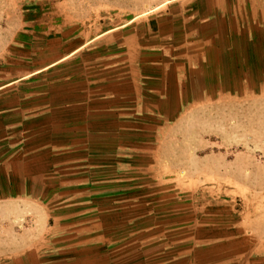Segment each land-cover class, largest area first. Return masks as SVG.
Here are the masks:
<instances>
[{
  "label": "rangeland",
  "instance_id": "374dc122",
  "mask_svg": "<svg viewBox=\"0 0 264 264\" xmlns=\"http://www.w3.org/2000/svg\"><path fill=\"white\" fill-rule=\"evenodd\" d=\"M155 4L0 0V79L25 77L8 88L7 104L20 105L27 93L37 104L43 92L47 106L64 102L55 92L69 91L70 74L84 71L87 58V47L72 61L70 51L119 24L143 22ZM59 52L67 59L45 69ZM46 127L30 132L24 150L16 127L13 146H0V264H264V88L190 115L172 161L149 164L124 184L112 167L108 183L98 172L57 178V150L43 146L59 142L60 130ZM29 173L41 194L27 199L20 192ZM127 182L140 187L123 193Z\"/></svg>",
  "mask_w": 264,
  "mask_h": 264
},
{
  "label": "crops",
  "instance_id": "0c3cea01",
  "mask_svg": "<svg viewBox=\"0 0 264 264\" xmlns=\"http://www.w3.org/2000/svg\"><path fill=\"white\" fill-rule=\"evenodd\" d=\"M134 20L70 51L72 61L87 47V58L84 71L70 74L69 91L55 92L64 102L47 106L43 92L31 105L27 93L14 107L7 104L14 98L8 88L25 77L0 79V132L5 131L0 146H13L15 127L24 150L31 131L40 135L47 125H57L60 141L43 146L57 150L52 164L57 178L98 172L108 183L104 174L112 167L116 181H136L149 164L172 161L168 155L183 145L190 115L203 113L222 96L264 88V0H156L146 20ZM98 40L100 46L88 48ZM98 47L101 53L89 58ZM66 59L59 52L45 69ZM25 152L22 162L30 172ZM127 183L123 193L140 187ZM20 193L27 199L41 194L31 190L30 173Z\"/></svg>",
  "mask_w": 264,
  "mask_h": 264
}]
</instances>
